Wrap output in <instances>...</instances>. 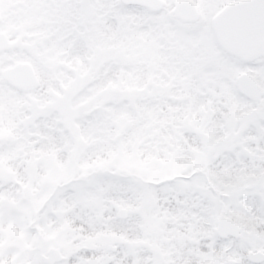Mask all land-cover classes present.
Wrapping results in <instances>:
<instances>
[{"label": "snow or ice", "instance_id": "1", "mask_svg": "<svg viewBox=\"0 0 264 264\" xmlns=\"http://www.w3.org/2000/svg\"><path fill=\"white\" fill-rule=\"evenodd\" d=\"M0 264H264V0H0Z\"/></svg>", "mask_w": 264, "mask_h": 264}]
</instances>
